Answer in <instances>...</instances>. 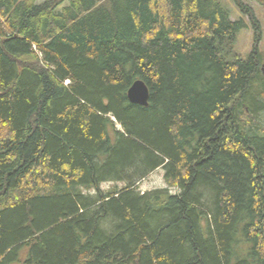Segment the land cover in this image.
Returning a JSON list of instances; mask_svg holds the SVG:
<instances>
[{"label": "trees", "instance_id": "16d2710c", "mask_svg": "<svg viewBox=\"0 0 264 264\" xmlns=\"http://www.w3.org/2000/svg\"><path fill=\"white\" fill-rule=\"evenodd\" d=\"M231 1L0 0V264H264L261 28ZM157 168L176 191L139 189Z\"/></svg>", "mask_w": 264, "mask_h": 264}, {"label": "rangeland", "instance_id": "374dc122", "mask_svg": "<svg viewBox=\"0 0 264 264\" xmlns=\"http://www.w3.org/2000/svg\"><path fill=\"white\" fill-rule=\"evenodd\" d=\"M37 2H43L44 0H36ZM231 11L232 19H236L243 14L238 10L235 4L231 0H221ZM242 3L247 6L256 16L260 28H261V39L258 43V49L264 52V0H241ZM244 16V15H243ZM247 19L246 16H244ZM254 38H253V30L251 26H248L247 29L242 30L236 40L235 49L236 52L246 58L248 53L253 46ZM264 72V65L262 66ZM257 83H255L256 85ZM258 85V84H257ZM256 122L259 123L262 127H264V109L256 114ZM104 188L109 186L108 183L102 185ZM169 184L164 178V172L162 168L155 169L152 173H150L147 177L142 179L138 183V187L141 191L150 190L153 188H165L168 187ZM172 191H176L177 189L169 186Z\"/></svg>", "mask_w": 264, "mask_h": 264}, {"label": "water", "instance_id": "95a60500", "mask_svg": "<svg viewBox=\"0 0 264 264\" xmlns=\"http://www.w3.org/2000/svg\"><path fill=\"white\" fill-rule=\"evenodd\" d=\"M127 97L131 103L147 106L149 91L145 82L141 79L135 80L127 91Z\"/></svg>", "mask_w": 264, "mask_h": 264}]
</instances>
